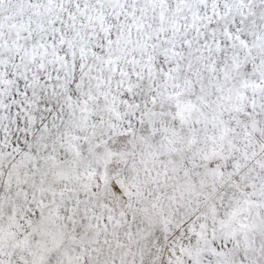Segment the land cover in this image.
I'll use <instances>...</instances> for the list:
<instances>
[{
    "label": "snow or ice",
    "instance_id": "snow-or-ice-1",
    "mask_svg": "<svg viewBox=\"0 0 264 264\" xmlns=\"http://www.w3.org/2000/svg\"><path fill=\"white\" fill-rule=\"evenodd\" d=\"M0 264H264V0H0Z\"/></svg>",
    "mask_w": 264,
    "mask_h": 264
}]
</instances>
